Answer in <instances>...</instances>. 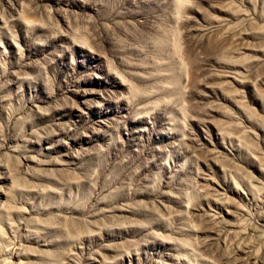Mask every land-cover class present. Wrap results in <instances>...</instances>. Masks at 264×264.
<instances>
[{"label":"rangeland","instance_id":"rangeland-1","mask_svg":"<svg viewBox=\"0 0 264 264\" xmlns=\"http://www.w3.org/2000/svg\"><path fill=\"white\" fill-rule=\"evenodd\" d=\"M0 264H264V0H0Z\"/></svg>","mask_w":264,"mask_h":264}]
</instances>
